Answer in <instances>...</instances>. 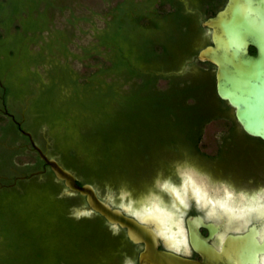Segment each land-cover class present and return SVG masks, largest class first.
Segmentation results:
<instances>
[{
    "label": "trees",
    "instance_id": "16d2710c",
    "mask_svg": "<svg viewBox=\"0 0 264 264\" xmlns=\"http://www.w3.org/2000/svg\"><path fill=\"white\" fill-rule=\"evenodd\" d=\"M176 7L162 20H153L148 33L137 30L131 35L123 28L117 31L124 43L118 47L114 68L125 81L140 79L131 82L127 92H119L113 81L106 88L91 89L77 100L57 104L53 85L38 94L28 90L32 95L28 107L30 125L35 129L47 122L54 144L61 150L60 161L77 176L76 169L84 173L78 176V182L94 183L92 175L128 169L138 160L153 156L161 146L189 140L191 127L201 123L213 76L206 73L186 78L160 73L168 65L175 68L179 54L196 52L192 40L201 29L200 20L186 13L181 3ZM161 76L168 78L167 89L156 87ZM14 88L6 84L5 92ZM16 90L19 92V87ZM14 152L3 150L2 167ZM46 175L43 182H34L36 177H32L30 183L21 184V191L16 186L9 188L13 189L10 193L0 191V221L9 234L17 233V238L7 240L14 249L7 264H61L69 260V245L96 239L89 228L65 230L72 226L63 214L67 198L56 197L53 172L49 169Z\"/></svg>",
    "mask_w": 264,
    "mask_h": 264
},
{
    "label": "rangeland",
    "instance_id": "374dc122",
    "mask_svg": "<svg viewBox=\"0 0 264 264\" xmlns=\"http://www.w3.org/2000/svg\"><path fill=\"white\" fill-rule=\"evenodd\" d=\"M204 8L203 15H209L210 5L206 4ZM171 10V4L162 0H0V106L6 84L15 86L7 92L6 99L8 107L16 112L20 104L29 97V89H34L35 94H38L48 85L56 88L57 104H64L75 98L77 100L78 97L88 95L91 89L98 86L106 88L113 81L119 92H127L131 82L140 79L134 77L125 81L124 76L114 68L118 47L124 43L117 31L123 28L131 35L137 30L148 33L152 29L153 20H162L169 16ZM207 37V33L200 30L194 44L199 46ZM157 49L160 47L157 46ZM189 55L180 54L176 59L177 63L181 64ZM207 69V63L197 61L179 72H174L177 68L168 65L162 68L160 73H174L188 78L191 74H206ZM18 87L19 92L16 90ZM156 87L167 89V76L159 77ZM112 101L115 102L116 99L112 98ZM188 101H191V98ZM72 106L76 107L75 104ZM222 126L223 123L216 120L205 123L199 142L201 150H211ZM4 127L12 128L13 125L8 115L0 110V139L4 137ZM34 130L38 140L48 145V151L58 157L62 156L60 148L56 147L49 133L47 122H43ZM44 136L48 138L47 142ZM6 138L12 139L9 136ZM16 138L14 136L13 139ZM3 150L4 147L0 145V155ZM197 156V153L187 146L180 145L175 150L160 148L155 150L149 161L138 160L128 169L122 168L111 174L91 177L101 194L110 193L115 201L122 195L124 199H130L137 205L149 192H155L167 199L160 191L158 182L169 180L179 183L182 168L183 181L186 179L185 172L191 171L205 178L194 169L197 167L206 171ZM37 163L36 152L32 149L15 150L9 163L3 167L0 165V174H12L13 168L29 170ZM76 171L78 176L84 175L78 169ZM45 180L46 177L39 176L34 182ZM31 181L32 177L19 180L17 190L21 191V184ZM54 185L55 191L62 186L57 180H54ZM208 185L214 188L209 182ZM10 187L1 186L0 191L10 193L13 191ZM81 202V197L69 196L64 201L63 210H66L68 205ZM143 205L135 209H140ZM1 222L0 264H7L12 260L8 261L9 258L14 255V249L7 240L17 238V233L15 232V236L9 234ZM21 237L18 236L20 239ZM61 264L68 262L62 260Z\"/></svg>",
    "mask_w": 264,
    "mask_h": 264
},
{
    "label": "flooded vegetation",
    "instance_id": "af4514ba",
    "mask_svg": "<svg viewBox=\"0 0 264 264\" xmlns=\"http://www.w3.org/2000/svg\"><path fill=\"white\" fill-rule=\"evenodd\" d=\"M163 1L169 2L171 4L172 10L170 14L175 12V10L177 9L176 3H181L183 5L184 11L186 13H190L193 18L199 19L201 25V29L197 30L194 39L192 40V46L196 48V52L193 55H189V57L184 59L181 64H178L176 61L175 68H177V71L174 72H179V70L193 65L194 63L199 61L207 63V73L211 74L213 77L210 87L212 92L209 93L210 96L207 97L204 109L201 111V117L203 119H201L200 124L192 126L189 130L190 139L187 138L189 140H180L175 144L161 146L158 148V150H160V148L175 150L178 149L180 145L187 146L189 149L197 153V157L201 160V163L204 165L203 167L206 169V171H201L197 167L192 168H194L200 175L204 176L211 186L219 187L218 192L222 194L221 196L226 195L225 190L226 188H228L232 192L231 202L233 204L240 203V199L242 197L246 199L251 198L254 199V201L259 204L261 210L264 211V207H262V205H264V195L261 194V190L264 189V139L258 135L247 132L242 124L238 121L235 115L234 108L228 103L226 99H223L218 95L216 90L215 78L216 64L209 60H200L197 58V52L199 48L207 43H211L209 33H207L206 31V27L202 26L201 24L202 19L215 14V12L219 8H221L227 0H162V2ZM206 4L210 5L211 10V13L207 16L203 15V11L205 10L204 7ZM200 30H204L207 33L208 37L205 42L201 43L198 46L194 44V40L198 37V32ZM249 50L250 52L255 51L253 46H250ZM179 55L177 56V58L179 57ZM196 74L199 75L198 73ZM190 76H192V74L189 75V77ZM2 95V105L0 106V110L8 115L13 127L3 128L4 137L0 139V145L4 147V149L10 150H23L26 148L32 149L36 152V159L38 163L33 165L29 170L25 168H13L12 174L1 173L0 187L4 185L17 187L19 180L26 179L28 177L44 176L47 180L46 171L50 169L49 166L44 163V161L38 156L37 151L32 148L30 137L21 131V129L30 131L34 141L38 143L44 150H46L48 154H52L50 151H48V145H45V142L42 143L38 140L34 128L29 123L31 120V115L28 113V107L29 99L32 95L29 94V97L25 99L24 103L20 104L17 112L15 110H12L7 105L6 98L8 93L5 92V94ZM215 120L223 123L219 134L216 136V144L211 148V150H201L199 142L202 137L203 127L205 123ZM8 136L10 138L12 137V139L8 140L6 138ZM14 136L17 138L13 139ZM44 139L46 140V142L48 141V138L45 136ZM151 157L153 156H147L142 161H149V159H152ZM38 169H43L44 171H42L41 173L29 175L31 172ZM181 170L179 173V183H174L173 181L169 180L158 182L160 191H162L166 195L167 199L163 198L160 194H157L155 192H149L142 197L139 202L140 204L136 205L133 201H130V199L126 200L122 195H120L118 197L119 200L115 201L112 199L113 205L122 208L123 203L130 202L132 204V208H135L140 206L142 204V201L145 202L147 197L157 196L165 206L174 207L175 212H177V216H174V218H176V220L179 219L180 223L182 222L180 225L182 226V229L186 235H184V241L179 249H176V247L173 246V237L169 235L167 236L163 232V223L160 218H157L156 214L146 211L142 215L154 219V222H152L151 225L156 231V234H158V247L160 249L173 251L177 254L193 259H201V254L194 248L191 242L189 223L193 222L194 224H197L198 221L193 218L198 215L203 218V221L205 223H212L213 225L220 227L221 230L223 228L236 229L238 227L241 229H245L252 224H255L256 228L258 229L260 238H264L263 212H261L262 214L257 218L253 217L248 220L249 222L243 219L237 220L232 218L231 220V213L228 210H224L220 207V210L216 209L214 210V212L213 210L210 211V204L204 206L203 200L198 202L193 196V192H190V194H188L189 200L186 201L188 202L187 205L184 204L186 203L185 201L181 202L174 190L171 189L172 186H182L183 175ZM22 175H25V177H20ZM53 180H57L54 176V173ZM57 181L61 182L62 186L56 191V197L61 199L64 197L67 198L69 196H72L62 194L61 191L64 187L63 182L60 180ZM166 183L168 184L166 185ZM95 186L97 188V185ZM99 194L101 197L105 195L101 194L100 191ZM73 195L81 197L82 202L79 204L68 205L66 206V210H63L64 216L68 218L72 223L71 228L66 227L65 230L70 231L71 229L72 231L75 230V228H78L80 230L89 228V230H93L94 234H96V239L93 240L92 243H88L86 241H76L74 246L69 245V249L67 250V256L69 257L68 264H153L151 261H141L140 253L145 249L146 243L145 241L132 240L128 235V228L126 226L118 224L115 227L112 223L108 222L101 213L97 211L93 212L90 215H75L73 213L74 207L83 205L86 203V201L85 197L79 193ZM123 211L131 216L137 217V214L131 210L127 212L123 209ZM173 221L175 222V219H173ZM173 226H175L174 223ZM199 230L204 235H209L210 233V230L206 225L199 224ZM209 241L211 242V239H209ZM169 242H171V245ZM263 256L264 252L261 254L257 261L249 264H264Z\"/></svg>",
    "mask_w": 264,
    "mask_h": 264
},
{
    "label": "water",
    "instance_id": "95a60500",
    "mask_svg": "<svg viewBox=\"0 0 264 264\" xmlns=\"http://www.w3.org/2000/svg\"><path fill=\"white\" fill-rule=\"evenodd\" d=\"M201 24L206 27L211 43L199 48L197 58L216 64L218 95L234 108L238 121L247 132L264 139V0H227L215 14L202 19ZM250 46L254 47V52H250ZM21 131L30 137L32 148L55 178L63 182L61 193H79L85 197L86 203L74 207L73 213L81 216L97 211L115 227L118 224L126 226L132 240L146 243L140 253L141 261L153 264H249L257 261L264 252V238H260L255 224L245 229L221 230L212 223H205L200 215L193 218L197 224H189L191 242L201 259L160 249L158 234L151 225L153 218L125 213L123 209L130 211L127 203H123L122 208L115 206L110 193L101 197L94 183L78 182L73 169L64 165L58 156L48 154L34 141L30 131ZM42 171L38 169L29 175ZM199 224L208 226L209 235L201 233Z\"/></svg>",
    "mask_w": 264,
    "mask_h": 264
},
{
    "label": "bare ground",
    "instance_id": "6f19581e",
    "mask_svg": "<svg viewBox=\"0 0 264 264\" xmlns=\"http://www.w3.org/2000/svg\"><path fill=\"white\" fill-rule=\"evenodd\" d=\"M185 176H186V179L183 181L181 187L172 186V188H171L174 190L178 199L181 202L188 201L189 200L188 194H190V192H193V196L195 197V199L198 202L203 200L204 206L210 204V209H209L210 211L213 210V212H214V210L219 209L220 207L224 210H228L231 213L230 214L231 220L233 218V219H237V220L243 219V220L248 221L253 217L257 218L259 215L262 214L261 212H263V214H264V211L261 210L259 204L257 202H255L254 199H251V198L246 199V198L242 197L240 199L241 200L240 203L233 204L231 202L232 192L228 188H226V190H225L226 195L221 196L222 194L220 192H218L219 187L211 188L208 185L207 180L203 177L198 176L194 171L185 172ZM167 184L168 183H166V185ZM166 185H164V186H166ZM209 200L212 202H210ZM145 202L142 203L144 205L140 209L132 208V204L130 202L127 204H128V208L139 216L142 215L146 211L156 214L157 218H160V220L163 223V228H162L163 232L167 236L169 235V236L173 237V241L171 239L170 240L172 241L173 246L176 247V249L177 248L179 249L181 247V245L184 241V237L186 235L182 229V226L180 225L182 222L180 223L179 219L176 220V218H174V216H177L176 215L177 212H175V208L165 206L164 204H162L159 197H156V196L147 197ZM187 203L188 202H186L184 204L187 205ZM183 206H185V205H183ZM173 219H175V222L173 221ZM263 219H264V217H263ZM173 223L175 224V226H173ZM263 229H264V227H263ZM169 243L171 245V242H169ZM263 263H264V256H263Z\"/></svg>",
    "mask_w": 264,
    "mask_h": 264
},
{
    "label": "snow or ice",
    "instance_id": "6c2138e0",
    "mask_svg": "<svg viewBox=\"0 0 264 264\" xmlns=\"http://www.w3.org/2000/svg\"><path fill=\"white\" fill-rule=\"evenodd\" d=\"M261 194L264 195V189L261 190ZM264 207V205H262Z\"/></svg>",
    "mask_w": 264,
    "mask_h": 264
}]
</instances>
